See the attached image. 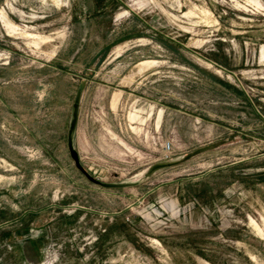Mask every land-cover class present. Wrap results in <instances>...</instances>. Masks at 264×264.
<instances>
[{
    "label": "rangeland",
    "instance_id": "1",
    "mask_svg": "<svg viewBox=\"0 0 264 264\" xmlns=\"http://www.w3.org/2000/svg\"><path fill=\"white\" fill-rule=\"evenodd\" d=\"M0 264H264V0H0Z\"/></svg>",
    "mask_w": 264,
    "mask_h": 264
},
{
    "label": "bare ground",
    "instance_id": "2",
    "mask_svg": "<svg viewBox=\"0 0 264 264\" xmlns=\"http://www.w3.org/2000/svg\"><path fill=\"white\" fill-rule=\"evenodd\" d=\"M6 22V26L11 29V30H17V27L15 25H13L12 23H10L9 21H5ZM31 36V35H30Z\"/></svg>",
    "mask_w": 264,
    "mask_h": 264
},
{
    "label": "water",
    "instance_id": "3",
    "mask_svg": "<svg viewBox=\"0 0 264 264\" xmlns=\"http://www.w3.org/2000/svg\"><path fill=\"white\" fill-rule=\"evenodd\" d=\"M74 157H75V159H76L77 163L79 164L80 162H79V159H78V156H77V154H76V153H74Z\"/></svg>",
    "mask_w": 264,
    "mask_h": 264
}]
</instances>
